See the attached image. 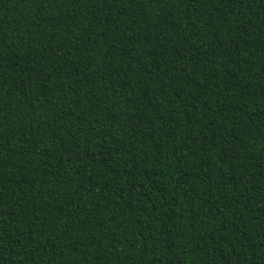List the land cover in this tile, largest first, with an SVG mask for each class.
<instances>
[{
	"label": "trees",
	"instance_id": "trees-1",
	"mask_svg": "<svg viewBox=\"0 0 264 264\" xmlns=\"http://www.w3.org/2000/svg\"><path fill=\"white\" fill-rule=\"evenodd\" d=\"M0 264H264V0H0Z\"/></svg>",
	"mask_w": 264,
	"mask_h": 264
}]
</instances>
